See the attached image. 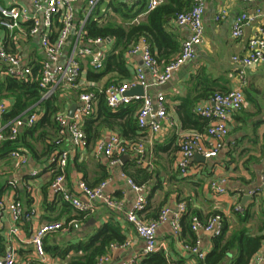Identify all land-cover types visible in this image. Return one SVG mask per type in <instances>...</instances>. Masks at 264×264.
I'll use <instances>...</instances> for the list:
<instances>
[{
  "label": "crops",
  "instance_id": "obj_1",
  "mask_svg": "<svg viewBox=\"0 0 264 264\" xmlns=\"http://www.w3.org/2000/svg\"><path fill=\"white\" fill-rule=\"evenodd\" d=\"M87 1L78 0L75 17L79 18L80 14L85 17ZM99 1L102 2L99 14L107 12L109 17L117 15L113 7L107 5L113 0H98L97 3ZM136 1L133 0L130 3L134 7L132 12L138 8L137 5L134 6L138 2ZM165 1L167 0H160L158 5ZM0 3L5 5L20 4L31 8L28 0H0ZM256 5H264V0L255 2L205 0L202 16L203 40L196 47L194 58L183 63L164 85H152L146 89V92L152 97L157 92L164 93L169 121L164 123L162 131L158 134L152 133L147 128L138 131V136L134 141H142L145 147L140 162L136 161L133 154L127 153L123 161L120 158L119 162L110 163L106 156H95L94 144H89L83 149H76L71 136L68 134L61 136L53 129L48 131L49 128H47L45 137L51 138V141L55 138L58 140L56 146L58 149L50 154V158L47 159L46 156L41 155L45 143L49 140L43 138L34 140L33 138L31 141L34 144L36 156L24 148L28 154V161L25 164H18L10 156L0 159V198H15L21 201L26 215V218L22 217L20 220L18 234L14 235L10 232L12 222L7 210L0 209L2 252L8 245H12L17 252V264H41L35 257L29 242L33 230L46 221L66 222L75 219L79 222L77 228L49 234L45 237L44 244L64 246L67 243L84 240L99 225L113 220L118 222L121 232L125 236L123 242L129 243L112 251L109 261L105 264H121L126 259L140 255L144 245L143 241L135 233L132 224L125 218L126 211L131 208L138 194L128 183V177L142 182L146 204L144 210L139 214L144 219L157 216L164 206L174 209L178 202H183L187 212H193L203 220L211 214L219 212L227 221L228 226L237 232L241 227H244L248 231L247 236L264 234V184L261 179L264 174V59L244 69L242 89L245 102L240 110L231 115L227 124L228 133L224 137L223 146L218 154L205 158L204 161L193 157L187 175L178 174L175 168L180 137L191 131L204 132L206 128L203 130L194 128L193 120L196 119L195 115H198L194 112V107L198 103L206 102L210 97L206 100H194V98L198 97L200 93H207V90L208 92L210 90L223 92L239 85L237 75L241 67L232 61V56L247 52V40L252 35L257 23L247 26L243 36L236 39L231 36L232 22L235 15L242 11H251ZM222 8L227 9V14L223 19L217 21L215 15ZM146 16L147 13L140 10L131 23L138 24L145 21ZM167 30L175 35L174 40L178 43L177 51H179L182 40L188 36V29L177 25L174 19H171V26ZM56 31L57 25L54 23L51 28L53 37L56 35ZM72 41L73 39H70V42L65 46L59 64L66 63ZM114 41V39H106L103 44L106 54L112 50ZM0 44L8 51L19 49L22 63L29 66L30 69L40 65L42 61L43 53L38 34L26 38L17 35L9 37L5 30L0 29ZM161 52L162 49L154 47L153 54L157 55ZM125 59L129 73L127 77H120L116 72H109L97 81H92L86 76L87 70L90 68L88 61L86 58H81L82 72L78 86L57 88L59 113L67 115L71 104L78 102V93L85 88L99 91L111 81L131 80L135 75V63L140 64V58L135 55L134 61L132 60L134 63H132L127 59L125 53ZM144 73L147 82H152L150 72L146 69ZM3 77V72L0 69V80ZM1 102H5L7 107L10 106L8 99H2ZM39 110L40 108L33 110L37 112V121L41 115ZM39 131L37 130L35 137ZM108 132L110 131H105L103 135ZM59 150L68 151L64 169V185L69 190L84 200V196L77 190L78 180H83L88 186H94L100 181L106 180L104 193L117 199L120 206L108 208L101 200H97L95 208L91 212L79 211L71 205H69L70 210L64 208L61 201L58 202L59 197L54 196L49 187L53 174L51 164L54 161L52 159ZM214 180L219 181L225 190L224 193L216 194L211 190L209 184ZM45 200H54L53 208H46ZM237 205L241 206L242 213L244 211L248 213L245 221L238 219L236 212L239 211L235 210ZM32 211L34 212L32 213ZM79 213L82 214L81 218L76 217L79 216ZM69 217L71 218L68 219ZM185 235L180 238L174 236L171 217L157 228L156 242L164 250L168 262L171 264H198L195 256L183 249V243L190 239L187 233ZM194 235L200 241L198 246L200 251L206 254L212 247L213 234L199 230ZM73 254L74 252L71 251L67 257ZM227 254L220 264H229V259L237 256V251L233 250ZM47 256L45 264H60L66 261L57 256H50L49 253ZM259 257L262 260H258ZM263 261L264 240L249 264H264Z\"/></svg>",
  "mask_w": 264,
  "mask_h": 264
},
{
  "label": "built area",
  "instance_id": "obj_2",
  "mask_svg": "<svg viewBox=\"0 0 264 264\" xmlns=\"http://www.w3.org/2000/svg\"><path fill=\"white\" fill-rule=\"evenodd\" d=\"M31 8L20 4L5 5L0 3V29L5 30L7 36H22L26 38L38 34L39 44L42 49L43 58L40 62L38 75V85L42 92V97L51 96L58 87H76L81 76V58H86L89 66L100 71L104 66L106 50L103 47L106 39L101 37L85 38L82 34V27L85 19L90 14L98 0H88L86 15L76 26L75 12L78 0H28ZM131 3L133 0H122ZM191 6L178 12L174 21L179 26L188 29V36L180 44V50L164 66H161L154 57L150 45L144 36L139 37L126 50L127 59L134 63L133 57L138 55L140 64L135 63V75L131 80L108 83L103 89H99L105 96L108 106L116 109L121 105L133 101H139L140 106L136 117L138 126L141 129H149L154 134L162 131L165 122L169 121L167 111V100L163 92H157L154 97L146 92L149 86H159L171 79L173 73L186 61L193 59L196 47L203 40L202 16L205 8V0H190ZM245 2H255L257 0H244ZM160 0H147L145 13L153 10ZM105 12V16H106ZM227 14V9L222 8L216 15L217 21L223 19ZM108 15V13H107ZM54 23L57 25L56 35L53 37L51 28ZM257 23L252 35L247 40V52L245 54L232 56V61L241 67L238 73L237 87L227 91H215L206 102L195 105L194 112L201 117L208 119V124L204 132L191 131L180 137L179 154L176 160V171L180 175H187L190 171V161L195 154L202 155L204 158L213 157L218 154L223 146L224 137L228 133V121L234 112L240 110L245 102L242 86L244 84L243 73L246 67L255 65L264 59V5H256L251 11H242L235 15L231 36L241 38L247 26ZM73 39L71 50L64 65L59 64V59L64 53L65 46ZM133 60V61H132ZM0 63L3 66V73L23 79L28 76L31 69L22 63V56L19 49L8 51L0 44ZM148 70L152 77V82H147L145 70ZM142 85L144 94L130 95L127 90ZM96 93L89 88H85L78 93V106L73 112L72 117L64 113H57L55 120L58 123V133L61 136L67 134L71 136L74 147L83 149L87 146L86 136L81 127L82 119L89 115L95 105ZM7 109L5 102H0V115ZM37 112L32 111L23 118H14L9 123V131L4 132V126L0 127V140L14 139L18 129L25 125L32 127L37 121ZM144 144L142 141L127 140L118 133L110 131L97 139L93 145L95 156H106L110 163L120 161V158L127 154H133L137 162H140L144 155ZM9 156L18 164H25L28 161L27 150L18 148L10 152ZM68 158V151L59 150L55 153L56 172L50 180L49 187L54 196L62 198L69 205L79 211L91 212L95 208L97 200L108 208L120 206L117 199L104 193L106 180L100 181L94 186H88L83 180L76 183L79 194L84 196V200L78 194L72 192L64 185V169ZM264 173V169H263ZM264 184V174L261 177ZM128 183L138 194L135 202L125 213L126 220L132 224L135 233L143 241L141 254L133 258L126 259L121 264H138L142 255L160 249L156 242V231L161 223L166 222L171 217L172 232L174 236L180 238L181 225L180 219L186 212L183 202H178L172 209L164 206L155 218L144 219L140 216L145 208L146 200L143 193V186L137 185L131 178H127ZM13 184V182H12ZM211 190L216 194L225 192L219 181H211ZM0 209H6L12 222L10 232L14 235L19 232V223L22 217L26 218L24 207L21 201L15 198H0ZM236 211L242 212L240 205L235 207ZM34 211H32L33 213ZM79 222L75 219L70 221H46L41 223L33 230L29 242L33 248L35 257L45 264L47 253L44 249V239L47 235L57 231H69L77 228ZM223 227V215L215 212L205 220H201L194 215L190 221V229L196 234L199 230L211 232L213 236L219 235ZM199 239L195 237L193 242H184L183 249L192 253L197 260L204 258L205 253L199 249ZM129 242L112 243L107 253L100 256L96 264H105L111 257V252L126 246ZM258 260H262L261 257ZM17 252L12 245L0 253V264L17 263ZM264 263V261H263ZM167 264H171L167 262ZM255 264V263H252Z\"/></svg>",
  "mask_w": 264,
  "mask_h": 264
},
{
  "label": "trees",
  "instance_id": "obj_3",
  "mask_svg": "<svg viewBox=\"0 0 264 264\" xmlns=\"http://www.w3.org/2000/svg\"><path fill=\"white\" fill-rule=\"evenodd\" d=\"M138 1V2H137ZM138 6L133 10V4L125 3L122 0H114L107 4L112 6L115 14L120 15L122 20L120 22L113 20L105 13L99 14L101 11L102 2L99 1L97 5L91 10L88 17L85 19L82 34L85 38L101 37L105 39H114V46L112 50L108 51L104 59V66L100 71L93 70L90 66L86 76L89 80L97 81L104 74L109 72H116L120 77H127L128 70L126 65L125 53L128 47L135 42L139 37L144 36L148 41L150 48L154 50L157 46L159 50L162 49L160 54H153L161 66L167 64L178 52V43L174 40L175 35L167 30L171 26V19H174L176 14L191 4L190 0H167L164 3L156 6L153 10L147 13L146 20L138 24L131 23V20L141 10L145 11L147 6L146 0H137ZM79 18H75L76 26L79 20L84 19V15L80 14ZM113 17V16H112ZM78 19V20H77ZM57 24V23H56ZM177 51V52H176ZM0 69L3 72V66L0 63ZM40 65L32 67L30 73L26 78L17 79L10 75L4 74L0 80V102L2 99H8L10 106L6 111L0 115V127L6 124L4 132L7 134L9 131V123L14 118H23L36 108H40V118L37 123L32 127L22 125L14 139L0 140V159L9 156L10 152L18 148H26L32 155L36 156V150L31 139H47L45 137L47 128L48 131L53 129L58 133V123L55 120V115L59 112L57 104L58 92L56 91L49 97L43 98L41 89L38 85V75ZM112 82V81H111ZM116 82V81H115ZM96 105L93 111L85 116L81 121V127L85 133L87 145L94 144L105 131L117 132L121 137L127 140H135L138 136V131L141 129L138 126L136 113L140 106L139 101H133L128 104L119 106L112 109L108 106L105 96L102 92L95 90ZM214 91L210 90L207 93H200L195 99H208ZM194 125L196 129L203 130L208 124V119L195 115ZM37 130H40L35 137ZM51 136V133L49 132ZM45 148L41 155L50 158V154L58 149V140L51 141L47 139ZM45 141V140H43ZM53 167L52 178L55 175V162L51 164ZM131 178V177H130ZM133 180V178H131ZM137 185H141V181L133 180ZM50 183V182H49ZM61 201L62 206L70 210L67 202L59 197L58 202ZM44 205L46 208H53L54 200H45ZM237 217L241 221H245L248 217L247 212H236ZM184 214H186L184 216ZM180 219L181 236L189 235V242H193L195 235L190 229V221L192 216L197 214L193 212L184 213ZM82 214L79 213L77 218H81ZM156 217V216H155ZM153 217V218H155ZM69 217L68 219H70ZM198 218H200L198 216ZM67 219V220H68ZM201 219V218H200ZM203 220V219H201ZM246 228L241 227L239 232L231 229L228 223L223 219V227L219 235L213 236L212 247L205 254L204 258L198 260V264H220L227 253L235 250L237 256L229 259V264H249L253 255L260 249L264 240V234L248 235ZM180 236V237H181ZM125 239L124 234L121 232L118 222L109 220L102 223L95 228L86 239H81L75 243H67L64 246L44 244V249L50 256L59 257L66 260L60 264H96L97 259L107 253L112 243H122ZM3 247L0 245V252ZM74 252L69 256L70 252ZM168 257L163 249H158L153 252L146 253L141 256L138 264H167ZM17 264V263H15Z\"/></svg>",
  "mask_w": 264,
  "mask_h": 264
},
{
  "label": "water",
  "instance_id": "obj_4",
  "mask_svg": "<svg viewBox=\"0 0 264 264\" xmlns=\"http://www.w3.org/2000/svg\"><path fill=\"white\" fill-rule=\"evenodd\" d=\"M162 85H164V84H162ZM127 93L130 94V95H133V94L143 95L144 94V87L142 85H136L135 87H132V88L128 89ZM77 106H78L77 103L71 104V106L68 109V113H67V115L69 117H72L73 112H74V110L76 109ZM125 158H126V156L123 155L121 157V160L123 161ZM194 158H196L198 160H201V161L205 160V158L202 155H199V154H195Z\"/></svg>",
  "mask_w": 264,
  "mask_h": 264
},
{
  "label": "rangeland",
  "instance_id": "obj_5",
  "mask_svg": "<svg viewBox=\"0 0 264 264\" xmlns=\"http://www.w3.org/2000/svg\"><path fill=\"white\" fill-rule=\"evenodd\" d=\"M112 16H111V18H113V20H115V21L120 22L122 20V18L120 17V15H112Z\"/></svg>",
  "mask_w": 264,
  "mask_h": 264
}]
</instances>
